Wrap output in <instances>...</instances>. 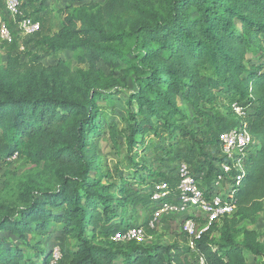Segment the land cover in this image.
<instances>
[{"label": "trees", "instance_id": "obj_1", "mask_svg": "<svg viewBox=\"0 0 264 264\" xmlns=\"http://www.w3.org/2000/svg\"><path fill=\"white\" fill-rule=\"evenodd\" d=\"M32 1L44 5L45 0ZM68 1L72 9L58 30L30 48L7 52L5 62L0 61V138L7 156L42 165L52 181L0 201V232L28 245L27 234L47 235L59 226L78 241L65 264H249L245 250L264 260V238L238 228L245 221L254 224L264 209V0ZM10 45L0 44V50ZM65 52L72 54L77 68L61 58ZM46 56L54 62L45 64ZM99 61L112 70L123 61L124 78H134L136 91L128 101L137 109L131 148L136 136L159 129L189 142L196 139L193 126L181 122L186 118L181 102L192 107L197 120L211 118L208 113L217 106L246 107L234 127H244L255 143L234 156L237 171L230 175L240 176L239 183L220 169L224 157L207 160L203 154V169L207 166L213 179L223 175L220 182L231 184L233 214L198 238L182 231L181 245L146 248L128 241L117 247L123 241L98 240L97 232L112 225L115 198L102 183L89 138L101 134L98 101L117 85L99 70ZM109 135L113 140V126ZM215 142L218 135L210 144ZM197 144L201 150L204 141ZM211 160H219V166L213 167ZM7 164L0 157V168ZM163 181L174 185L176 178L174 183ZM211 184L206 182L208 196L216 190ZM183 215V222L200 221L193 213ZM28 247L23 250L0 237V264L49 263L51 254L38 250L33 261Z\"/></svg>", "mask_w": 264, "mask_h": 264}, {"label": "rangeland", "instance_id": "obj_2", "mask_svg": "<svg viewBox=\"0 0 264 264\" xmlns=\"http://www.w3.org/2000/svg\"><path fill=\"white\" fill-rule=\"evenodd\" d=\"M87 1L101 5L104 0ZM43 4L32 0H20L18 16L35 17L41 24V30L38 33L26 35L15 32L16 25L13 22V17L6 13L3 0H0V18L6 20L15 38L12 45L1 48L0 61L2 63L5 62L7 52H19L23 47L21 45L30 48L41 36L58 30L64 14L72 9L68 0H45ZM72 6L75 7L78 4ZM38 8H41V12L37 13L36 9ZM61 58L70 63L71 67H78L71 53L61 54ZM43 62L45 64L53 63L54 58L46 56ZM97 66L104 74L111 75L117 83L114 88L106 92L102 100L98 101V108L101 112L99 115L101 134L89 138L97 153L102 183L111 187V194L115 198L110 205L111 213L115 214L110 222L112 225L109 229L105 228V230L97 232L98 240L111 242L116 233L123 232L124 229L132 226L143 229L142 240L137 243L146 248L154 245L171 246L175 243L181 245L179 235L183 231L184 215H156L154 207L161 205V202L153 199L154 189L158 183L166 179L174 183L177 167L184 162L201 189L208 190L206 182L209 181L212 183L211 187L216 189L215 191L230 192L231 184L226 182L222 184L215 178L213 179L214 173H209L207 166L206 170L203 169L202 164L205 158L203 154H206L207 160L215 156L224 157V154L218 150L217 142L212 145L210 141H216L220 131L236 126L238 116L231 109L234 103H231L230 109L217 106L209 111L208 114L211 118L197 120L192 107L181 102L180 106L186 115V118L181 122L186 126H193L196 139L189 142L188 139L179 135L171 136L169 131L159 129L136 136L134 138L135 146L131 148L132 126L135 124L133 113L136 115L137 109L136 104L130 107L128 101L130 94L136 91L134 78L131 75L124 78L123 70L126 63L123 61H120L119 66L114 70L102 61H99ZM111 126L115 129L113 140L109 135ZM197 140L198 142L199 140L204 141L201 150ZM191 146L197 148L192 149ZM7 155L4 142L0 138V157L5 158L8 163L0 168V201H9L15 198L21 190L36 184L49 186L52 183L48 175L45 174L42 165H35L21 156ZM211 162L213 167L219 166V160H211ZM230 173L229 171L227 179L232 181L233 176ZM120 189L123 190V193ZM14 201L12 200L11 203ZM100 210L103 211V207L100 206ZM200 214L196 213L198 216ZM198 218L200 221L196 222L195 233L199 232L204 224V215L201 214ZM238 228L241 229V232L242 230H254L262 240L264 238V209L254 224L245 221ZM241 232L238 235V241L242 239ZM214 236L217 238L218 234L215 233ZM0 237H6L9 242L18 245L23 250L29 249L28 246L32 247L30 250L33 253V261H36L35 254L38 250L46 252V256L51 254L48 264H65L68 253L74 249L78 242L76 238L61 232L59 226L51 234H27L28 245L6 232H0ZM123 244L124 242L116 246ZM244 253L249 264H264L263 259L255 258L248 250H245Z\"/></svg>", "mask_w": 264, "mask_h": 264}, {"label": "built area", "instance_id": "obj_3", "mask_svg": "<svg viewBox=\"0 0 264 264\" xmlns=\"http://www.w3.org/2000/svg\"><path fill=\"white\" fill-rule=\"evenodd\" d=\"M6 13L13 17L16 25L15 32L19 34L33 35L40 30V23L30 16H18L20 0H3ZM15 41L14 33L7 24L6 20L0 18V44H13ZM23 46V45H21ZM23 47L20 48V51ZM232 110L237 116H243L245 108L236 103L232 105ZM255 143L254 138L242 126L230 127L218 134V147L224 154L225 162L220 164L222 172L227 173L235 168L233 159L235 155L245 153ZM223 175L217 177L216 181H221ZM176 183L169 185L167 182H160L154 189L153 199L161 202L160 208L155 213L160 214H188L199 217L204 215L203 228L195 233L196 221L193 218L187 219L183 224V231L189 236L198 238L213 223H219L225 216H230L235 211L232 202L234 193L217 192L209 196L201 189L194 175L191 174L186 163L182 162L177 167ZM240 176L236 175L233 180L239 183ZM170 201H168V200ZM196 213H201L199 216ZM152 223V222H151ZM143 237L141 227H128L123 232H118L113 236V241L140 242ZM192 245V243H190Z\"/></svg>", "mask_w": 264, "mask_h": 264}, {"label": "crops", "instance_id": "obj_4", "mask_svg": "<svg viewBox=\"0 0 264 264\" xmlns=\"http://www.w3.org/2000/svg\"><path fill=\"white\" fill-rule=\"evenodd\" d=\"M4 2V1H3ZM1 10V9H0Z\"/></svg>", "mask_w": 264, "mask_h": 264}]
</instances>
